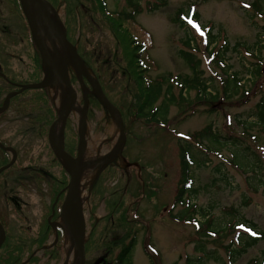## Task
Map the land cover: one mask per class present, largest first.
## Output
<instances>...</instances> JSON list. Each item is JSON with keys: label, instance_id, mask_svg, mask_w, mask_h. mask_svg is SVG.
<instances>
[{"label": "rangeland", "instance_id": "1", "mask_svg": "<svg viewBox=\"0 0 264 264\" xmlns=\"http://www.w3.org/2000/svg\"><path fill=\"white\" fill-rule=\"evenodd\" d=\"M64 1L58 0V8L52 13L65 30ZM68 1L71 10L79 4L77 2L82 3L81 6H75L69 28L73 30L77 44L85 45L93 53V61L97 62L101 72L100 81L110 95L112 104L118 103L126 109L117 110L122 123L125 120L127 124V132L123 140L113 113L100 102L89 101L84 107L83 84L78 80L74 81L73 86L77 90L85 118L83 121L81 112L80 123L75 113L69 115L64 141L67 148H72L77 140L75 129L80 132L83 127V140L95 139L99 144L97 154L100 156L103 152L113 151V134L116 130L119 135L118 148H121L120 154L124 157L122 164L125 163L131 170L127 173L128 196L118 204L115 188L125 179L118 171H115L113 177L110 175L112 170H106L91 194L85 191L84 225L87 231L91 230L86 244V250L90 249L86 256L87 264H113L120 248L128 245L131 238L134 243L128 248V264H248L252 259H261L264 237L245 253L233 256L231 260L224 248L229 243H235L237 230L230 233L226 230L229 221H251L255 224V230L262 231L264 235V194L261 191L264 185L255 192L251 191L247 183L251 173L228 162L236 150L229 144L222 145L217 152L213 150L216 146L211 147L209 139H201L200 145L191 144L193 159L197 161L201 156L207 161L205 165L194 163L189 166L191 186L196 193L194 196L185 195L190 204H195L196 210H207L213 227L225 229L218 234L199 238L193 220H180L171 215H179L184 209V205L180 204L173 207L182 173L180 140L190 141L187 137H192L194 132L206 125L211 124L214 132L220 136H238L243 142L239 148L249 144L251 150L258 151L264 162V127L256 123L254 117L255 105L264 100V0H258L263 14L254 10L251 5L253 0H165L166 3L156 11L147 12L143 9L133 23L120 20V29H116L115 25L109 24L104 18L97 0ZM136 1L143 8L148 1L152 4L159 2ZM103 3L105 11L110 14L129 10L126 0H103ZM178 8L184 10L182 26L173 21ZM17 11L15 3L0 0V87L4 91L8 87L3 74L14 77L15 81L24 79L33 82L36 76L24 77L33 69L30 62H39L28 44L25 21ZM193 13L196 17H192ZM126 25L133 35L142 40L143 48L139 53L146 65L145 75L150 79L170 78L163 83L162 94L155 103L156 106L160 104L164 89L169 85V95L172 94L174 103L170 102L163 125L148 123L142 118L135 119V109H128L135 103L133 96L137 92L138 80L134 58L125 49L127 35L123 30ZM209 28L218 37L214 47L224 43L232 46L237 42L250 45L256 39L260 40V44L256 46L257 49L253 47V53L239 46L236 52H227L224 61L215 62L207 54L208 38L205 33ZM186 35L195 38L190 47L185 45ZM192 46H196L197 50ZM180 49L195 52L200 60L201 78L209 83L211 91L219 92L215 101L200 99L196 96L197 89L183 92L186 100L182 101L179 95L181 85L175 81L177 76L178 80L190 76L191 70L179 56ZM252 63L261 66L259 74H248L245 70L246 67L252 70ZM69 70L75 74L71 65ZM234 72L236 76L245 78L241 81L243 87L238 86L236 93L225 97L222 89L225 86L229 93V84L235 83ZM30 94L27 92L23 96L29 97ZM14 104L7 106L0 116V139L6 140L18 150L15 168L18 167L20 172L14 171V168L1 175L0 213L12 233L17 234V226L21 224L27 232L33 233L42 223V214L47 209L44 203L49 200V194L43 181L41 190L37 189L27 170L33 166H37L38 170L48 169L49 145L47 135L37 127L39 124L31 123L28 116L19 112ZM258 145L262 147L258 149ZM52 155L54 160L55 155ZM215 167L222 171L216 172ZM53 171L56 173L57 168H53ZM249 179L252 182V178ZM91 181L87 186L91 185ZM232 209L236 210L235 214L230 213ZM194 216L203 222L199 215ZM59 222L61 219L56 224L60 225ZM50 234L49 229L47 235ZM52 238L50 236L48 240ZM196 245H201L204 251L196 250ZM40 257L44 259L45 256ZM65 257L63 251L59 264L64 262Z\"/></svg>", "mask_w": 264, "mask_h": 264}, {"label": "trees", "instance_id": "2", "mask_svg": "<svg viewBox=\"0 0 264 264\" xmlns=\"http://www.w3.org/2000/svg\"><path fill=\"white\" fill-rule=\"evenodd\" d=\"M52 6H56L57 5V1L58 0H48ZM75 1V0H72ZM100 4V9H101V13L104 16V18L108 21V23L115 25L116 29H120L121 28V21L127 22V23H133L135 20V17L140 14L142 12V10L144 9L147 12H153L156 11L158 9L159 6H162L166 3L165 0H159V2H155V3H150L149 1L146 2L145 7L143 8L141 6V4L136 1V0H126L127 5L129 6V10H122V11H118V12H114V13H107L105 11V7H104V3L103 0H97ZM64 3V26H65V33H66V37L67 39L71 42V43H75L76 40L74 39L73 36V30H71V24L72 22L71 17L72 15L75 13V6H81L82 3L77 2L79 4L74 6V9L71 10L70 9V5H69V1L66 0L63 2ZM251 5L253 6L254 10L256 12H258L259 14H263V11L261 10V7L258 3V0H253L251 2ZM183 9L182 8H178L175 11V16L173 18L174 22H177L178 24H180L181 26L183 25V22L181 20V15L183 14ZM77 12V11H76ZM196 17V15H195ZM111 25L114 29L115 27ZM79 26V24H78ZM129 26V25H128ZM115 29V31H116ZM124 33L127 35V40L125 42V49L126 52L131 56V58L133 59V62H135L134 66H135V71L136 73V79L138 87H137V92L136 94L133 96L135 103L133 105H130L128 107L129 108H134L135 112H134V116L135 119L137 118H142L145 122L148 123H163L165 121V116L167 115L168 112V107L171 103H174L173 100L174 98H172V94L169 95L170 93V86L167 85V87L164 89V93H163V98L160 102L159 105H155L156 100L158 98V96L160 95V93L162 94V85L163 83H166L170 80L169 77H165V78H156V79H150L149 77H147L145 75V69H146V65H144L143 59L141 58V54L139 53V51L143 48L142 46V40L138 38V36L133 35V33L130 32L129 29H127V25L126 27H124ZM207 53L211 54L212 59L215 62H219V61H224L225 60V54L227 52H231L237 51V47L242 46L243 48H245L246 50L251 51L252 53L254 52L253 47L257 49L256 46H259L260 44V40L256 39L252 44L250 45H244L245 43H235L232 46H229L227 43H224L223 45L217 47L216 49L214 48H210L209 46H211L212 44H216L217 42V34H212V28L210 30L207 31ZM30 43L32 44L30 38H29ZM192 41H195L194 37L188 36L186 35V39H185V45L187 47L191 46ZM79 42V41H78ZM77 45V52L80 56V58L82 59V61L84 62V64L91 69V71L94 73V75L96 76L102 91L104 92V94L106 95V97L111 101L110 99V95L108 94V92L105 90V88L103 87L102 83H101V75H100V71L97 68V62L93 61L94 60V55L93 53L87 49L85 47V45L83 46L81 43L76 44ZM133 45V46H132ZM195 50H197V48H195L196 46H192ZM213 51L214 54H213ZM250 52V53H251ZM35 53H37L35 51ZM179 56L184 60V62L188 65L189 69L191 70V73L189 74L190 76H184V79L182 80L181 78L178 80L177 78L179 76H177L175 83H180L181 85V89L179 92L180 98L182 99V101L186 100L185 96H183V92H189L191 89H197V93L196 96L200 97V99H213V101H215V99H217L219 92H217L216 90H212L211 92H209L207 89L209 86V83L201 78V74H200V70H199V64H200V60L197 58L195 52L191 51V50H184V49H180L178 51ZM131 61V60H130ZM142 65V66H141ZM229 68V66H228ZM251 69L249 67H246L245 70L247 71L248 74H259L261 72V66L258 65L257 63H252L251 64ZM236 72L233 73V80L235 81V83H230L229 84V93L227 92L225 86L222 89V93L225 95V97H230V94L236 93V91L238 90V86L243 87V85L240 84V81L242 79H244L242 76L238 77L236 76ZM171 82V81H170ZM239 83V84H238ZM10 89V87L8 88ZM7 89V90H8ZM6 91V90H5ZM248 90H246L245 92H247ZM4 92L3 88L0 87V95H2ZM27 92H31L32 96L30 99H34L32 102V107L35 106V109L37 111L43 110L42 115L43 118L45 120L46 124H49L54 118H55V109L53 104L51 103L47 93H46V88H39V89H32V90H27L25 91ZM248 95V93L246 94ZM18 98H20V95H16L14 96V98L12 99V101H16ZM89 101H96L99 102L98 98L94 95L89 96ZM3 98H0V103L2 102ZM29 101V99H28ZM171 102V103H170ZM113 105L119 109L120 111H126V109L120 107V105L118 103H114ZM127 109V110H128ZM46 115V116H45ZM254 117H255V122L258 123L259 125H261V127H264V100H260L256 105H255V113H254ZM130 116V114H129ZM69 122H67L68 124ZM165 123V122H164ZM124 124V131L125 133L127 132V124L124 120L123 122ZM66 126V125H65ZM65 129H64V139L65 137ZM76 137L77 136V132L75 131ZM229 136V137H228ZM201 139H209V142L211 143V147L216 146L215 149H213L214 151H216L217 149H219L222 145L225 144H229L230 147L232 146L233 149L235 148V152L233 154V157H231V159L228 161L232 164L238 165L239 168H243V171L246 173H251L250 176H248V185L251 188V191H257L259 187H261L262 185H264V162L262 159V156L258 153V151L255 150H251L249 144H244V146L242 148H239L241 146V144L243 142H241V140L238 138V136H235L233 134H227V136H220L218 134H216L214 132V130L212 129V125L208 124L205 127H203L201 130L194 132V134H192L191 140L192 141H185V140H180V147H181V168H182V173H181V178L179 180L178 183V190L176 192V195L173 199V207L176 204H180V205H184V209L181 210V212L179 213V215L177 214H172L171 216L173 218L176 219H180V220H184V219H195V215H199L202 219L203 222L197 221V235L198 237H205L206 235L210 234V231L213 234H218L219 231H223L225 228H216V226L213 227V225L211 224V221L209 220V216H208V212L205 209H201L199 208V210L195 209V204H190V202L188 200H186L185 198L187 196H185L186 194L190 195L192 194L194 196V194L196 193L195 188H192V177L190 175V170H189V166L193 165L194 163L196 165H205V162L207 161L206 159H204L203 157L199 156L198 160H194L193 156H192V151H191V144L192 143H197V145H200V141ZM220 139H223L224 142H222ZM65 148L71 153L74 154L75 150H76V145H77V140L75 142V147L73 146L72 148L69 149V147L67 148V144L65 143ZM262 145H258V149L261 148ZM212 152V150H210ZM217 152V151H216ZM56 161V159H54ZM242 162V163H241ZM112 170L110 175H112L114 177V173L115 171L117 172L118 170L121 171V174L124 175V171L122 169H119L117 167L116 164L107 166L106 168H104L102 170V172L100 173V176H102L101 174L105 173L106 170ZM109 170V171H110ZM214 170L218 173H220L222 170L219 167H215ZM99 176V177H100ZM249 178H252V182H249ZM99 180V178H98ZM98 180L95 184V186L98 183ZM125 182L126 180L124 179L122 183H118L116 186V192H115V200H116V204H118L119 202H122V195L124 193L125 190ZM94 186V187H95ZM262 193L264 194V187L261 189ZM111 212V211H110ZM191 213V215H185V213ZM231 214H235L236 210H231L230 212ZM111 216V215H110ZM244 223H247V227L252 231L253 234H245V233H239L237 234L236 237V241H234L236 243H229L227 245H225V250L229 255L230 260L233 258V256H238L241 255L243 253L246 252L247 249L255 246L259 240H261L264 235L262 231H257L255 230V224L251 221L248 220H241ZM232 221L228 222V228H226V230H228V232L230 233L231 231H234V226L235 223H231ZM44 240V236L42 237ZM222 238V237H221ZM200 240V239H199ZM41 242V241H40ZM88 243V242H87ZM86 243V244H87ZM134 243V239L131 238V242L125 246V247H121L120 252L117 254V256L114 258V262L113 264H126L128 263V259H129V253L128 251L130 249L129 246H131ZM221 244H219L220 246ZM196 250H199L201 252L204 251V248L200 245H196L195 247ZM88 251H90V249L86 250V254L88 253ZM57 257V256H56ZM251 262H249L248 264H264V250L262 251V255H261V259H252L250 260Z\"/></svg>", "mask_w": 264, "mask_h": 264}, {"label": "flooded vegetation", "instance_id": "3", "mask_svg": "<svg viewBox=\"0 0 264 264\" xmlns=\"http://www.w3.org/2000/svg\"><path fill=\"white\" fill-rule=\"evenodd\" d=\"M8 2L15 3L14 0H8ZM16 8L17 7L15 4V9ZM26 37H27V41H29L27 29H26ZM28 44L31 50H33L31 43L29 42ZM34 56L37 58L35 52H34ZM30 63L33 65V69H30L29 73L26 74L25 77L24 76L23 77L29 78V77L36 76V80L33 82H37L41 80L42 70L40 69L38 65L39 62H30ZM3 75H4L3 80L6 83L7 87L8 88L10 87V89L4 91L3 92L4 95L3 94L0 95V98H3L2 102L0 103V106L2 105L4 101L5 95L8 94L9 91H16L19 89L21 84L30 83V82L25 81L24 79L20 81H15L14 77H9L5 74ZM49 89L50 88H46V93L48 97L51 93L49 92ZM25 91L27 90L19 91V93H16L15 95H13L9 99L7 106L9 107L13 106L15 105L14 103H16V109L19 112H24L26 116H28V119L29 121H31V123L39 124L37 125V127H40L39 130L42 133L46 134L47 128L51 124L52 121L49 124L45 123V120L42 115L43 110L37 111L35 109V106L32 107V102L34 100L33 98L30 99L32 94H30L29 97H24L23 95L26 94ZM18 94L20 95V98H18L15 102L12 101L14 96ZM24 98H27V99H24ZM1 115H2V112L0 113V116ZM0 142L3 144V147L0 146V168L9 164L7 167L0 170V185H1L2 176L8 170L15 168L17 164L16 157L19 154V152L15 147H12L6 140L0 139ZM11 152H12V155L10 154ZM48 152L50 154V158L47 161L48 169L38 170L37 166H33V167H30L29 170H27L28 176H31L33 178L38 190H41L42 181L46 183L47 185L46 192L48 191L49 200L48 199L47 201L45 200V203H44V207H46L47 209H46V212L42 214V217H41L42 223L39 226H37L35 232L33 233L27 232L25 226H23L22 224L18 225L17 226L18 233L15 234L10 231V229L8 228V224L5 222V220H3L2 215L0 213V227H2L3 232H4V236L2 237V239H0V264H36V263L39 264L41 260H43L42 264H58L57 263L58 260H61L60 254H58L57 247H56L58 243V234L56 235L55 244L52 247L48 248V250L43 249L44 242L48 241V238L50 237V235H47L48 230L50 229V231H52V225L54 224V222H57L58 220L57 215H56V209L58 208L59 210L61 206V202L63 200L61 195H63L64 197L63 188L65 187L66 182H67V175L62 169L61 165L57 161L53 160L52 158L53 153L50 147H49ZM53 168H57L56 173H54ZM18 169L19 168L17 167L14 169V171L20 172V170ZM19 179L20 178L18 177V180ZM19 219H22V218L19 217ZM43 236H44V240L42 238ZM38 254H41L40 256H45L44 259L41 258ZM36 259H37V262L35 263ZM56 259L57 261H55Z\"/></svg>", "mask_w": 264, "mask_h": 264}, {"label": "water", "instance_id": "4", "mask_svg": "<svg viewBox=\"0 0 264 264\" xmlns=\"http://www.w3.org/2000/svg\"><path fill=\"white\" fill-rule=\"evenodd\" d=\"M39 1L43 2L46 5V11H50V13L53 14L52 12L54 11V8L48 1L46 0H39ZM19 3H20L21 10L23 12V15L28 24L32 40L39 52L42 65L46 69V74L44 75V79H42L38 83L22 85L19 91H22L27 88L54 86L58 81H61L66 89L65 102L60 106L59 109H57L56 118L53 120V122L49 126L48 142L51 148L53 149L55 155L58 157V159L61 162H63V164L66 167L67 172L69 173V183L67 185V191H66L64 201L61 205V216L66 221L68 232L70 233L72 245L75 250L76 264H84L85 262L84 242L86 239L84 223L82 222V220H80V223H77L75 220L71 219L66 212L67 205L70 203L73 197L77 196V193H76V187H77V181H78L77 158L80 153V146L82 142L84 141L83 140L84 128L81 127L80 132H78L79 133V144H78V152H77L76 157H72L70 154H68L64 150V147H63V127H64L67 116L69 115L70 112L74 110L76 106L77 92L71 84V80L68 74V69L67 71H65L61 66H59L57 62H55V60L52 58L50 53L48 52L46 44L40 35L38 21L32 12L29 0H19ZM58 35L60 39L62 40L61 41L62 44L64 43V45L70 49L74 58L81 63L79 71H76L75 69L74 70H75V74L77 78L83 84L82 90H83V96H84V107L87 102V94L92 93L96 95L99 98V100L102 102L103 106L106 107L107 109H110L111 112L113 113L114 121L120 130L122 139L124 140L125 134L123 131V123H122V120L120 118V115L117 109L107 99V97L102 92L95 78L92 76L88 68L85 67L84 63L82 62V60L80 59L76 51L75 46L67 40L65 33H64V29H62V31H59ZM83 78L90 84L91 89H88L85 86L83 82ZM15 93L17 92H10L6 96V102H8L10 96ZM5 107H6V104L2 108H5ZM82 112H83L82 120L84 121V118H85L84 109H82ZM82 120H81V123H82ZM58 126H60L59 139L55 135V131L58 128ZM122 143L123 142H121V147H122ZM120 151H121V148H118L116 151L111 152L109 157L104 161L101 167L106 165L108 162L113 160L115 157H117L119 161L122 162ZM64 161L66 162V164ZM1 169L3 168H0V170ZM1 235L2 236L0 239H2L3 237L2 233Z\"/></svg>", "mask_w": 264, "mask_h": 264}, {"label": "bare ground", "instance_id": "5", "mask_svg": "<svg viewBox=\"0 0 264 264\" xmlns=\"http://www.w3.org/2000/svg\"><path fill=\"white\" fill-rule=\"evenodd\" d=\"M30 7L34 16L38 21L39 32L44 40L48 52L52 58L61 66L65 71H67L68 66L71 65L76 71H79L81 63L77 61L72 52L68 47L62 44L59 39V31H62V25L56 16L46 11V5L39 0H29ZM46 74V69H45ZM51 97L54 100L57 109L65 102L66 99V89L61 81H58L53 89L51 90ZM81 112L82 109L77 101L76 106L73 110L76 119L81 123ZM60 126L55 131L56 137L59 139ZM114 141L113 151H116L119 147L118 145V133L114 130ZM98 142L95 139H89L83 141L80 146V153L77 158L78 165V181L76 187L77 196L73 197L70 203L67 205L66 212L69 217L80 223V220L84 223L83 206L86 200L85 188L90 182V179L98 171V169L103 165L104 161L109 157L111 152H103L100 156L98 153ZM112 151V152H113ZM65 162V161H64ZM66 164V162H65ZM63 227L69 237V241L66 242V260L64 264H76V258L74 255L73 245L71 242L70 233L68 232L66 221L64 220Z\"/></svg>", "mask_w": 264, "mask_h": 264}]
</instances>
